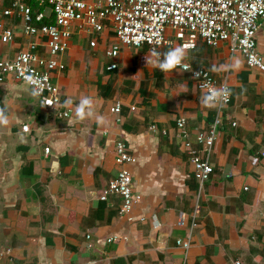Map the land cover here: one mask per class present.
Masks as SVG:
<instances>
[{
    "label": "crops",
    "instance_id": "1",
    "mask_svg": "<svg viewBox=\"0 0 264 264\" xmlns=\"http://www.w3.org/2000/svg\"><path fill=\"white\" fill-rule=\"evenodd\" d=\"M9 2L0 19L16 37L7 45L0 38V61L15 59L30 42L46 53L45 39L27 37L18 15H1ZM168 35L174 39L172 30ZM115 44L110 23L98 35L74 25L60 58L65 67L52 75L58 112L70 110L69 118L43 106L24 83L0 84V108L10 118L0 125V264H264V74L227 44L211 48L199 40L187 49L185 63L229 83L231 104L219 114L200 102L204 94L189 74L147 65L148 47L123 46L111 60L107 52ZM257 44L264 59V20ZM235 59L239 69L231 67ZM114 62L118 68L109 71ZM83 96L96 101L106 124L75 115ZM116 102L123 104L120 123ZM180 118L195 146L198 133L221 121L214 174L202 188L176 126ZM119 139L136 158L126 168L143 196L128 216L121 215L119 196L100 199L120 171ZM189 239V250L177 243Z\"/></svg>",
    "mask_w": 264,
    "mask_h": 264
},
{
    "label": "built area",
    "instance_id": "2",
    "mask_svg": "<svg viewBox=\"0 0 264 264\" xmlns=\"http://www.w3.org/2000/svg\"><path fill=\"white\" fill-rule=\"evenodd\" d=\"M29 1L10 0L9 6L4 8L1 15L5 18L18 15L23 21L22 29L27 37L38 36L45 39L46 53L40 50L38 42H30L15 59L0 61V84L12 78L33 90L38 89L42 105L56 112L59 118L71 117V111L58 112L61 102L52 75L65 67L60 58L69 48L75 24H79L83 31L98 35L110 23L117 38V44L107 52V57L111 60L118 58L123 46L148 47L158 51L180 42L192 49L202 40L211 48L227 44L231 53L240 52L245 57L249 68L264 74V59L257 44L260 24L264 20V0H38L40 8L46 4V11L36 16ZM5 2L6 0H0V7ZM51 14L54 23L43 24ZM168 30L174 32V39L169 37ZM15 37V31L6 28L0 19L2 43L10 44ZM95 46L96 42L92 41L91 47ZM188 66V71L178 69L189 74L197 89L204 95L212 87L224 88L230 92L226 102L218 106L221 114L231 104V91L227 80L220 82L209 70L190 64ZM117 68L118 64L114 62L108 70ZM29 77L33 83L28 82ZM122 105L121 102H116L113 109L119 123L122 121ZM220 122L217 118L207 132L196 135L197 146L187 129L186 119L180 118L176 123L189 151L194 177L201 188L214 174L211 157ZM150 130L153 133L158 132L157 125H152ZM23 131L29 132V126H24ZM162 134L167 132L163 131ZM45 152L48 154L50 149ZM115 152L120 171L100 199L106 201L111 195L119 196L122 199L121 215L128 216L143 201V196L134 191L132 175L126 168L127 165L136 163V158L130 153L124 139L116 142ZM262 157L264 158V153ZM184 220L183 215L182 225ZM177 243L185 250L191 247L190 239Z\"/></svg>",
    "mask_w": 264,
    "mask_h": 264
},
{
    "label": "clouds",
    "instance_id": "3",
    "mask_svg": "<svg viewBox=\"0 0 264 264\" xmlns=\"http://www.w3.org/2000/svg\"><path fill=\"white\" fill-rule=\"evenodd\" d=\"M187 45H180L170 48L164 53L157 52L156 50H150L145 56V61L147 65H151L154 68H159L160 71L165 73L174 72L176 69L180 68L184 71H188V64L185 63L188 57ZM241 66V61L235 59L231 65L234 69H239ZM29 83H33L31 77L28 78ZM39 90H33L32 95L38 96ZM230 92L224 88L212 87L209 89L201 98V103L209 108H215L226 102ZM47 105H51L50 102H46ZM73 105V100L71 98L65 100L64 106L71 107ZM97 104L96 101L91 96H83L79 99V103L75 106V115L81 120L85 119H95L98 124L104 125L107 123L106 118L101 115H97ZM9 116L5 108H0V125H7L9 122Z\"/></svg>",
    "mask_w": 264,
    "mask_h": 264
},
{
    "label": "trees",
    "instance_id": "4",
    "mask_svg": "<svg viewBox=\"0 0 264 264\" xmlns=\"http://www.w3.org/2000/svg\"><path fill=\"white\" fill-rule=\"evenodd\" d=\"M29 5L31 6L32 10H33V14L36 16L37 14H39L40 12H45L46 11V4L43 7H39L38 4V0H30ZM54 23L53 21V15L51 14V16L49 18H46L45 21H43V24H52Z\"/></svg>",
    "mask_w": 264,
    "mask_h": 264
}]
</instances>
